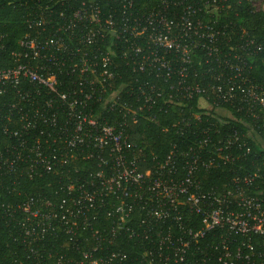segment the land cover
I'll return each mask as SVG.
<instances>
[{
	"label": "built area",
	"instance_id": "built-area-1",
	"mask_svg": "<svg viewBox=\"0 0 264 264\" xmlns=\"http://www.w3.org/2000/svg\"><path fill=\"white\" fill-rule=\"evenodd\" d=\"M228 1L176 10L168 0L143 8L136 0H37L14 48L0 32V133L7 138L0 175L20 165L29 178L78 173L73 162H92L84 175L68 177L67 197L18 205L29 221L25 235L39 241L60 227L71 240L101 212L110 225L91 231L94 243L82 252L89 264H121V251L101 252L120 234L142 241L147 264H264V174H233L219 190L202 180L244 158L253 138L251 128L220 137L209 118L230 111L219 104L252 116L264 106L244 58L260 44L243 31L233 53L219 48L224 27L215 18ZM245 1L264 12V0ZM200 11L214 18L204 21ZM198 49L207 66L196 80ZM195 98L196 109L184 115L181 106ZM170 106L178 114L161 123ZM140 121L171 132L167 150L147 151L132 139Z\"/></svg>",
	"mask_w": 264,
	"mask_h": 264
},
{
	"label": "trees",
	"instance_id": "trees-1",
	"mask_svg": "<svg viewBox=\"0 0 264 264\" xmlns=\"http://www.w3.org/2000/svg\"><path fill=\"white\" fill-rule=\"evenodd\" d=\"M37 0H0V32L5 35L4 41L11 48L15 47L16 41L27 31L25 17L29 8H32ZM41 3L56 0H38ZM82 0H69V4L78 6ZM175 3L176 10H180L182 5H201L205 0H168ZM210 1V0H208ZM159 0H136V6L140 8L156 6ZM223 6L218 10L217 26L224 27L223 34L218 35L219 48L223 52L233 53L231 49L239 42V37L243 31L247 32V37L254 39L256 44H260L261 49H256L251 54L245 55L247 65L246 74L250 81L264 89V12L253 11L245 0H229L223 2ZM58 3L56 7H59ZM171 10V8H169ZM203 9V8H202ZM209 16L200 11L197 16L204 21H211L214 16ZM205 56L201 49L195 52L192 57V66L196 69L195 76L191 78L198 80L201 78V71L207 66L204 64ZM2 65V62L0 63ZM203 67V68H202ZM198 68V69H197ZM202 68V70L200 69ZM203 72V71H202ZM167 86V85H166ZM2 99V100H1ZM1 102L5 98L1 97ZM184 115L189 114V108L193 110L197 107V98L188 101L182 106ZM219 107L228 109L230 116L216 115L209 118V121L216 125L219 136L229 132L234 128L244 131L252 129V137L249 138L250 151L244 158L235 161L233 164L219 166L213 171L205 174L202 180L205 186L212 184L217 189L223 188L229 178L234 175H243L247 172H259L264 174V106L256 113V116L237 111L236 108L227 104H219ZM169 114L159 116L161 123H167V119L177 115L175 106H170ZM204 117H201L199 124L206 125ZM212 129L209 132L212 134ZM185 135L188 136L187 133ZM184 137V135H183ZM171 132L164 131L159 125L149 124L140 121L139 126L133 131L132 139L138 145H144L147 151L163 152L167 150ZM7 138L0 133V150L4 146ZM143 141L144 143H141ZM141 147V146H139ZM78 167L79 172L70 171L68 174L63 171L48 173L40 177L29 178L20 165L5 175H0V264H89L83 257L82 252L93 245L91 231L107 227L110 220L98 214L97 218L88 219L87 223L80 224L77 232L70 240V235L65 233L60 227H56L51 234H47L41 240H33L25 235L24 228L29 221L25 214L18 207L20 203L29 197H46L54 201H59L66 196V185L68 177L75 178L84 175L86 166H91L92 162L78 160L72 163ZM257 182V179L255 180ZM192 226L199 225V219L190 215ZM86 224L88 226H86ZM210 240L208 235L205 241ZM141 240L128 239L125 235H117L108 243H103V255L107 256L111 251H121L126 255L121 264H147V259L141 256ZM59 258V262L56 263ZM207 264H212L208 262Z\"/></svg>",
	"mask_w": 264,
	"mask_h": 264
},
{
	"label": "rangeland",
	"instance_id": "rangeland-1",
	"mask_svg": "<svg viewBox=\"0 0 264 264\" xmlns=\"http://www.w3.org/2000/svg\"><path fill=\"white\" fill-rule=\"evenodd\" d=\"M204 105V103H202Z\"/></svg>",
	"mask_w": 264,
	"mask_h": 264
}]
</instances>
